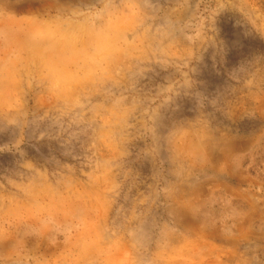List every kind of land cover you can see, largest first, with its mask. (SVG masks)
Instances as JSON below:
<instances>
[{"label":"rangeland","instance_id":"obj_1","mask_svg":"<svg viewBox=\"0 0 264 264\" xmlns=\"http://www.w3.org/2000/svg\"><path fill=\"white\" fill-rule=\"evenodd\" d=\"M0 264H264V0H0Z\"/></svg>","mask_w":264,"mask_h":264}]
</instances>
